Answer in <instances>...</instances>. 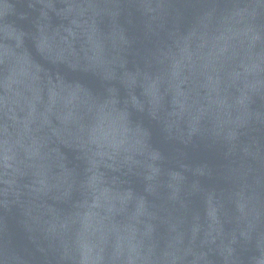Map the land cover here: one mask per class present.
Returning <instances> with one entry per match:
<instances>
[{
  "label": "water",
  "instance_id": "1",
  "mask_svg": "<svg viewBox=\"0 0 264 264\" xmlns=\"http://www.w3.org/2000/svg\"><path fill=\"white\" fill-rule=\"evenodd\" d=\"M0 264H264V0H0Z\"/></svg>",
  "mask_w": 264,
  "mask_h": 264
}]
</instances>
